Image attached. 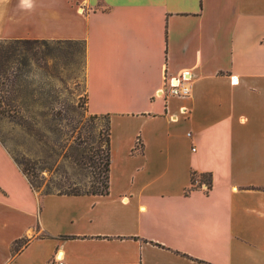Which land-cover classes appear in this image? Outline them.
<instances>
[{
  "label": "crops",
  "instance_id": "0c3cea01",
  "mask_svg": "<svg viewBox=\"0 0 264 264\" xmlns=\"http://www.w3.org/2000/svg\"><path fill=\"white\" fill-rule=\"evenodd\" d=\"M0 39L87 43L110 156L40 196L0 142V264H264V0H0Z\"/></svg>",
  "mask_w": 264,
  "mask_h": 264
},
{
  "label": "rangeland",
  "instance_id": "374dc122",
  "mask_svg": "<svg viewBox=\"0 0 264 264\" xmlns=\"http://www.w3.org/2000/svg\"><path fill=\"white\" fill-rule=\"evenodd\" d=\"M39 41L22 84L33 114L0 112V142L13 160L29 162L40 196L101 193L107 120L87 112V43Z\"/></svg>",
  "mask_w": 264,
  "mask_h": 264
},
{
  "label": "trees",
  "instance_id": "16d2710c",
  "mask_svg": "<svg viewBox=\"0 0 264 264\" xmlns=\"http://www.w3.org/2000/svg\"><path fill=\"white\" fill-rule=\"evenodd\" d=\"M39 40H28V39H15L6 40L0 39V112L5 114L8 113L12 116L22 117L26 119L32 116V112L27 108L29 95L23 92L22 84L26 73L30 71L32 62L35 61L36 50L34 45L39 43ZM44 43V41H42ZM97 117V116H94ZM102 117V116H101ZM107 120V136L106 142V155L104 163V184L101 193H91L104 195L108 192V172L110 165L109 156V122L108 118L103 117ZM2 144V143H1ZM3 145V144H2ZM21 172L25 175L30 187L36 190L38 186L32 179L31 167L29 162H19L14 160ZM197 176L192 175V184ZM200 179L202 182L208 184V188L211 187L210 175H201ZM56 194V195H80V194H69V193H52L45 192L43 195ZM88 194V193H86ZM19 241H16L14 250H18Z\"/></svg>",
  "mask_w": 264,
  "mask_h": 264
},
{
  "label": "built area",
  "instance_id": "2783aa9c",
  "mask_svg": "<svg viewBox=\"0 0 264 264\" xmlns=\"http://www.w3.org/2000/svg\"><path fill=\"white\" fill-rule=\"evenodd\" d=\"M186 80V77L182 75L180 78H172L167 84V87L164 83V90L159 91V95L167 94L170 96H177V97H187L189 94L188 88L184 85V82ZM181 114H186L187 109L182 108L180 110ZM193 185L195 186H201L204 187L205 189L208 188V184L202 181H198L197 177L194 179ZM51 264H61V260L59 255L54 256L53 261Z\"/></svg>",
  "mask_w": 264,
  "mask_h": 264
}]
</instances>
